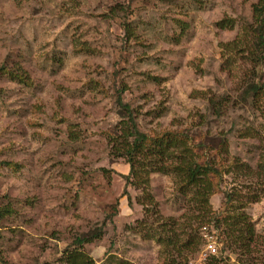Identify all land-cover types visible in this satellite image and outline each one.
I'll return each mask as SVG.
<instances>
[{"label": "rangeland", "instance_id": "obj_1", "mask_svg": "<svg viewBox=\"0 0 264 264\" xmlns=\"http://www.w3.org/2000/svg\"><path fill=\"white\" fill-rule=\"evenodd\" d=\"M257 1L0 0V65L27 78L0 74L2 264H61L95 228L100 238L81 247L94 264H210L209 240L212 264H264V89L255 103L239 98L248 81L264 83L250 29ZM119 90L140 132L222 139L225 174L208 205L215 218L245 215V250L233 240L222 250L223 230L198 217L193 191L149 157L128 184L107 141L122 120ZM210 98H223L218 115Z\"/></svg>", "mask_w": 264, "mask_h": 264}, {"label": "trees", "instance_id": "obj_2", "mask_svg": "<svg viewBox=\"0 0 264 264\" xmlns=\"http://www.w3.org/2000/svg\"><path fill=\"white\" fill-rule=\"evenodd\" d=\"M120 1V0H116ZM120 4H114L110 9V13L116 15L119 11L122 12ZM252 20L250 25L253 46L255 48L254 57L259 61L264 50V0H258L252 6ZM126 23L122 24L124 29ZM125 31V29H124ZM239 47V46H238ZM0 74L5 75L12 81L25 83L26 75L19 68H9L7 65H0ZM264 89V83L258 84L255 81H248L241 89L239 98L241 101L251 99L255 103L258 94ZM117 93L116 104L121 110V121L116 125L111 133L107 135L109 153L115 158H124L129 165L128 176L126 181L131 182L135 173L134 163L140 158L152 159V166H155V171L159 169L169 170L181 182V186L186 189H191L192 199L198 207L200 218H207V225H212V228L223 230L221 249L228 248V244L236 242L241 248H247L246 243L253 242V231L251 225L245 223V215L242 212L233 213L229 216L215 218L210 212L207 198L220 191L221 179L225 174L224 161L218 160L216 154H220L222 148L220 145L222 139L194 133L189 136L186 132H171L165 131L158 134H147L140 132L135 127L133 114L128 105L121 103L119 93ZM223 99V98H221ZM221 99H209L208 106L214 112L220 107ZM219 100V101H218ZM171 158V159H170ZM170 159V161H169ZM264 170V166H260ZM138 179V178H136ZM139 179L138 183H140ZM184 193V192H183ZM147 198H150L145 193ZM225 198V206L231 202L233 193L231 190L223 192ZM151 200V198H150ZM256 202V200H252ZM224 206V205H223ZM224 206V207H225ZM9 211L5 208H0V219ZM242 226V227H241ZM225 230V231H224ZM100 228H95L83 235L75 237L69 247L62 252L59 261L61 264H94L91 259L86 256L81 247L85 244L100 238ZM236 233V234H235ZM247 241V242H246ZM169 242L174 244V241L169 238ZM170 245V244H168ZM174 249L176 245H171ZM182 246H180L181 248ZM183 248V247H182ZM178 256L179 250L176 248ZM172 256H168L170 258ZM214 256L210 257V264L215 262ZM173 258V257H172ZM185 260V259H184ZM174 260H170L173 264ZM2 264V262H0ZM49 264V263H41ZM186 264V262H183Z\"/></svg>", "mask_w": 264, "mask_h": 264}, {"label": "built area", "instance_id": "obj_3", "mask_svg": "<svg viewBox=\"0 0 264 264\" xmlns=\"http://www.w3.org/2000/svg\"><path fill=\"white\" fill-rule=\"evenodd\" d=\"M203 251L207 254V256H210V257L215 256V254L217 252L216 248L214 246V243L211 242L210 240L205 242Z\"/></svg>", "mask_w": 264, "mask_h": 264}]
</instances>
